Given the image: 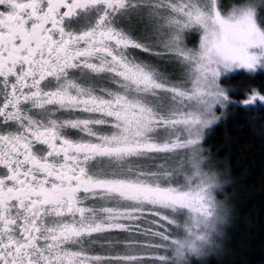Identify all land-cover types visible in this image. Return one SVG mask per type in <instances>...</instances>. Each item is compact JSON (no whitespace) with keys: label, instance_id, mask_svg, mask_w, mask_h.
Instances as JSON below:
<instances>
[{"label":"snow or ice","instance_id":"1","mask_svg":"<svg viewBox=\"0 0 264 264\" xmlns=\"http://www.w3.org/2000/svg\"><path fill=\"white\" fill-rule=\"evenodd\" d=\"M257 75L264 0H0V264L218 254L203 144Z\"/></svg>","mask_w":264,"mask_h":264},{"label":"trees","instance_id":"2","mask_svg":"<svg viewBox=\"0 0 264 264\" xmlns=\"http://www.w3.org/2000/svg\"><path fill=\"white\" fill-rule=\"evenodd\" d=\"M252 86H264V76ZM203 147L218 163L225 185L220 198L231 209L223 255L207 264H264V114L232 109Z\"/></svg>","mask_w":264,"mask_h":264},{"label":"rangeland","instance_id":"3","mask_svg":"<svg viewBox=\"0 0 264 264\" xmlns=\"http://www.w3.org/2000/svg\"><path fill=\"white\" fill-rule=\"evenodd\" d=\"M193 42H194V41H193ZM231 110H232V109H230V110H228V111L226 112L224 118H223L221 121H224L225 119H227V118L230 116V114H231ZM221 121H220V122H221ZM220 122H219V123H220ZM219 123H218V124H219ZM218 124H217V125H218ZM217 125H215V126H217ZM215 126H213L211 129H209V130L207 131L206 136H205V140H206V138H207L209 132H210ZM203 149H204V147H203ZM204 150H205V149H204ZM210 158H211V161H212V164H213L214 168L217 170V168H218V163H217L212 157H210ZM217 171H218V170H217ZM222 184H223V188H225V185H224L223 180H222ZM218 198L221 199L220 196H219ZM221 200H223V199H221ZM224 201H226V200H224ZM226 202H227V201H226ZM229 221H230V218H229L227 224L225 225V227H224V229H223V236H222V240H221V249H220L219 253H218V254H214L213 256H209V257L207 258V261H208V259H210V258H214V257L217 258V257H221V256L223 255V252H224V249H225V245H226V231H227V227H228ZM193 262H196V261H195V258H194V261H193ZM196 263H198V262H196Z\"/></svg>","mask_w":264,"mask_h":264},{"label":"clouds","instance_id":"4","mask_svg":"<svg viewBox=\"0 0 264 264\" xmlns=\"http://www.w3.org/2000/svg\"><path fill=\"white\" fill-rule=\"evenodd\" d=\"M196 259H205V258H207V256L205 255V256H203V257H201V256H197V257H195Z\"/></svg>","mask_w":264,"mask_h":264}]
</instances>
